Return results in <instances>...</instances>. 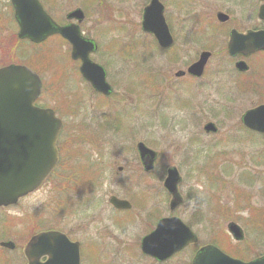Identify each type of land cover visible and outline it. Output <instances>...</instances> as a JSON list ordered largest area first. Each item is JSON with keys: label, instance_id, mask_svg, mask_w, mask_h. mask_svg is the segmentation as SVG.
Returning <instances> with one entry per match:
<instances>
[{"label": "rangeland", "instance_id": "obj_1", "mask_svg": "<svg viewBox=\"0 0 264 264\" xmlns=\"http://www.w3.org/2000/svg\"><path fill=\"white\" fill-rule=\"evenodd\" d=\"M106 1L114 3L116 0ZM125 1L128 3L81 4L83 0H55L54 4H43L59 22H64L65 14L76 7L87 12L86 32L98 41L100 48L92 58L108 67L111 76L116 79V84L113 94L102 100L92 88H86L78 73L79 62L70 58V46L57 36H52L36 46L23 43L22 47H19L23 52L19 61L34 67L43 80L39 105L56 109L57 115L62 119L63 132L59 140L62 162L37 189L21 199L20 205L0 209L3 210L0 215L37 213L40 224L77 231L76 235L81 233L85 235L86 231L93 228L87 229L85 226L100 224L97 228L105 230L103 232L106 237H111L110 234H113L114 230L109 197L115 195L127 198L128 183L132 180L131 189L135 190L138 197L150 195L151 204L156 198L155 202L161 203L162 200L169 199L163 187L165 171L168 167L174 166L181 176L179 191L187 199L181 207V217L184 222L194 221L192 230L198 236L197 244L184 248L176 258L183 256L182 264H190L194 250L207 243H215L231 256L239 257L236 252H241L239 255L242 257L239 258L246 260L263 255L264 191L256 189L255 185L245 184L246 210L234 214L230 212L227 215L222 214L218 206H214L218 203L208 197V191L204 193L205 189L211 186V183L207 182V165L211 166L219 161L228 163L224 160L223 154L221 160H218L220 152L224 155L230 154L231 160H240L241 144L236 142L239 136L236 124L243 104H249V98L253 96H249L247 102H243V97L237 96L238 90H228L226 96H218L216 90L210 95L211 99L207 100L204 98L207 89L202 90L203 87H198L199 93H196L197 96L193 100V110L166 103L162 98L164 90L161 87L163 83L161 77L162 75L165 77L166 71L168 76L178 69H185L194 61L195 52H188L194 51L189 47L192 41L184 42L179 39V42H176L182 50L178 58L169 57L167 53L158 51V48L154 51L149 41L150 37L147 38L148 35L145 37L146 34L140 28L141 13L146 4H139L137 0ZM197 1L199 2L194 4H184L183 7L188 10L187 13L180 14L185 18L183 26L191 27L186 21L189 16L215 17L218 11L230 13L233 22L245 21L251 15L249 7L254 2L249 0L247 3L244 1L235 4L232 0ZM8 2L9 0H0V4ZM169 12L173 17L177 15L173 5L169 6ZM2 24L5 26L4 22ZM6 28L7 26L5 31ZM81 30L83 32V22ZM10 31L11 28H7L2 36L0 32L3 39L1 48L8 55L15 42L13 37L15 31L13 30L12 35ZM182 32L186 33L183 30ZM224 39L222 36L217 37L216 42L212 43L214 50L218 47L214 45L217 43L216 45L222 46ZM178 45L173 47L177 48ZM5 58L9 61L11 59L10 56ZM15 58L16 55L12 59ZM209 67L213 70L217 67L227 71L234 70L232 63L230 65L227 56L222 53L209 59L206 70ZM129 69L131 73L127 71ZM149 69L152 70L149 72V79L143 78L145 70ZM121 71L129 75L135 72L128 82L127 74H122ZM218 77L221 81L230 80L229 74L226 73H220L216 80ZM146 83L154 84L153 88L147 91ZM167 86L169 87V84ZM165 94L167 102L169 97L174 102L176 94L172 92ZM184 99L180 98L183 104L191 106L190 102ZM182 102H179V105H183ZM100 104L104 106L101 111L97 109ZM99 112L103 113V119ZM206 121L217 123L219 132L215 135H206L202 130V125ZM230 137L235 140H230ZM196 139L199 140V161L203 162L199 163L203 171L200 176L195 173L196 163H193L197 161L192 152ZM137 142H143L157 151L153 171L146 173L139 164ZM83 145L89 165L83 160ZM213 159L215 161L211 162ZM83 161L86 164L84 169ZM91 169L94 174L88 179H92L94 183H87L78 177V173L83 170L92 172ZM262 170L264 172V166ZM232 186V182L222 185L216 195L226 203L230 202ZM197 191H201L200 195L191 198ZM141 202L138 207L149 203L143 199ZM195 205L199 206L200 211L194 216L196 211L191 210ZM255 207H263V210L259 211L260 213L255 212ZM97 215L98 223L95 218ZM230 221L236 222L243 229L242 241H235L228 233L227 224ZM144 230L130 232L128 239H133ZM96 244V241L89 244L88 253L91 261L99 264L101 247ZM169 262L171 263V260ZM172 262L175 263V259Z\"/></svg>", "mask_w": 264, "mask_h": 264}, {"label": "flooded vegetation", "instance_id": "obj_2", "mask_svg": "<svg viewBox=\"0 0 264 264\" xmlns=\"http://www.w3.org/2000/svg\"><path fill=\"white\" fill-rule=\"evenodd\" d=\"M41 4H54L55 0H38ZM152 0H137L139 4H150ZM247 3L249 0H232L235 4ZM253 2L252 6L249 7V14H251L245 21H234L230 15V13L218 11L215 14V17H202L199 15H195L186 19L187 23L191 25L188 28V25L183 26L182 22L185 20L184 17H181L180 14L187 13V10L184 4H194L199 2L197 0H158V2L162 5V13L164 23L167 27L169 35L171 37V42L169 46L160 45L155 38L153 33L145 32L142 30L141 21H140V28L146 34L145 37L149 38L151 45L155 48H158V51L167 53V55L175 56L176 58L179 57L180 52L182 54V50H180L178 43L179 39H182L184 42L192 41L191 45L189 46L194 51H188L190 53L195 52L194 61H190L191 63L186 66L185 69H178L172 75L167 76V71L165 72V77H161V84L162 89L164 90L163 99L166 103L175 104L178 108H184L186 110H193L195 97L197 96L196 93H199L198 87H203L202 90L207 89L205 93V97L207 100H210V95L213 94L216 90L218 96H226V92L231 89L238 90L237 96L239 95L243 97V102H247L249 96H253L249 98V104H243V108L241 114L238 117V123L236 124V129L239 132L238 138H236V142L240 144V160H231L230 154H225L220 152V155L217 157L218 160H221V154H223L225 161H219L217 163L207 165V177L208 183H211L209 189H205L204 193L207 191L208 197H211L215 200L218 204H214V206H218V210L224 214L231 213H240L243 210H246L245 200L247 196V190L245 189V184H252L257 187L256 189H260L264 191V172L262 170L264 166V133L254 127H250L243 119L244 115L251 109L259 105H264V49L262 48H253L248 50L247 47H243L247 44V42L238 44L239 40H236V44L234 46V52H230V40L233 33L235 35H244L248 32H257L264 30V15L263 11L261 10L264 7V0H250ZM113 2V1H111ZM127 4L125 0H116L114 3H110L106 0H83L81 4ZM131 4V3H130ZM134 4V3H132ZM145 5V6H146ZM175 6V10L177 11L176 16H172L169 12V6ZM144 6V7H145ZM143 7V8H144ZM185 9V10H184ZM190 9V8H189ZM143 10V9H142ZM219 14H223L225 17L222 19L219 17ZM87 12L83 9V38L86 40H91L95 44V49L88 53L89 59L93 62L101 65L104 70V75L107 83L111 87V92L109 95H103L102 93H97L93 89L99 98L105 99L111 96L114 92V85L116 84V79L114 76H111V71L102 64L96 62L92 56L94 53L98 51L99 44L98 41L94 38L89 36L86 32L85 27V19L87 18ZM142 17V13H141ZM191 18V19H190ZM2 22L5 23L3 26ZM60 25H64L67 23L72 22V20H67L65 17L64 22H59ZM0 32L2 35L7 31V28L10 29V35H12L13 30L15 42L10 49L9 54L4 52L1 48V43L3 41L2 37L0 38V68L15 64V65H23L19 60L22 59L23 52L22 47L23 43H28L31 45H39L41 43H34L26 38H21L18 35V25L14 17V10L12 4L8 2L7 4H0ZM6 31H5V27ZM187 27V28H186ZM81 28V24H80ZM16 29V30H15ZM186 31V33H183ZM235 31V32H234ZM222 36L224 39V43L222 42L221 45H214L218 46L217 50H214L213 42H216L217 37ZM200 40V42H199ZM25 41V42H24ZM181 43V42H180ZM252 44V43H250ZM174 45H178L177 48H174ZM188 46V45H187ZM188 47V50L190 49ZM240 48V49H239ZM200 49V50H199ZM2 50V51H1ZM199 50V51H198ZM203 52H208V58L206 63L203 66L202 73L200 75L193 74L188 71V68L191 64L195 63L200 55ZM225 54L227 56V60L232 63L234 70L227 71L222 70L221 68L217 67L214 70L207 67V63L211 57H214L216 54ZM16 55L15 59H12ZM10 56V61L7 60L5 57ZM120 56V55H119ZM154 56V53H153ZM151 56V57H153ZM174 60L173 58H171ZM130 60V59H129ZM168 60V59H167ZM170 60V59H169ZM170 60V61H172ZM176 60V59H175ZM242 63L243 68L238 69L237 65ZM133 66H131L132 68ZM107 68V69H106ZM38 74L39 72L32 67ZM133 69V68H132ZM134 70V69H133ZM131 73L130 69L127 70ZM152 71L149 69L148 71L145 70V76L143 78L149 79V72ZM77 72V71H76ZM135 72V71H134ZM134 72L129 75L124 71H121L122 74H127V81H130V76L133 77ZM148 72V73H147ZM79 73V71H78ZM220 73L229 74V79L227 81H221L220 77L217 76ZM148 74V75H147ZM80 75V74H79ZM40 76V74H39ZM82 81L85 83L86 88H92L90 82H88L84 77L80 75ZM41 78V76H40ZM111 78L113 80H111ZM155 80V79H154ZM42 87H43V80ZM187 82V83H184ZM137 84V83H136ZM169 84V87L167 86ZM186 85V86H183ZM189 85H193L190 87ZM153 85H149L146 83V90L149 91L150 88H153ZM166 92L170 94V92L176 94L174 102L169 97V101L166 100ZM41 95L34 101V104L37 106L39 105V99ZM180 98H185L184 101L190 102L191 106L188 104H183ZM213 100V99H212ZM179 102H182L183 105H179ZM215 102V101H214ZM189 106V107H188ZM54 109V108H53ZM100 111L104 109L102 104L97 107ZM56 112V109H54ZM57 113V112H56ZM101 118L103 116L102 112ZM108 115V114H106ZM194 117V113H192ZM247 116V114L245 115ZM103 119V118H102ZM107 121V119H106ZM206 122H211L216 128V131H205L204 124ZM202 125V130L206 135H215L219 132L220 128L217 123L214 121H206ZM257 123V122H256ZM108 125V123H106ZM114 124V122H113ZM124 126V125H123ZM63 132V129L60 131V135ZM60 135L57 140V147L60 154L59 148V140ZM84 137V133H83ZM84 139V138H83ZM234 139L230 137V140ZM235 140V139H234ZM233 140V141H234ZM229 142V138L228 141ZM199 140L196 139L194 142L193 147V156L197 161L195 165V173L200 176V173L203 172L199 166V163H203L199 161L200 158V148H199ZM157 152V151H156ZM210 152L207 151V154ZM158 155V154H157ZM59 156V160H60ZM157 158V157H156ZM83 160H86L87 165L89 162L87 161V156L84 153V145H83ZM229 160V161H228ZM215 161L214 159L211 161ZM156 162V161H155ZM154 167L149 170L145 171L143 169V164L139 158V164L141 165L144 172L148 173L153 171ZM208 163V162H207ZM86 167L85 162L83 161V169ZM96 168V167H95ZM120 169V168H119ZM177 169V168H176ZM92 172H86L83 170V181L87 183H94L92 179L89 180V177H93V169ZM178 171V170H177ZM179 177L180 181L177 185V190L180 195V202L173 208H170V201L171 196L166 191L169 199L162 200L161 203H156L155 201L153 204L150 203L151 198L150 195H144V198L138 197L135 190L131 189L132 180L129 182V192L127 191V198L118 197L121 200H126L130 207L129 208H117L112 206V229L114 233L112 234L110 230L111 237H106L104 235L105 230H99L97 227L100 224H95L94 226H85L87 229L92 228L94 231H86L85 235L81 233L80 235H76L77 231H70L64 230L62 227L57 226H44L40 224V218L37 213H22L18 214L17 216H11L10 214H2L0 215V264H95L91 261V258L88 253L89 244L93 242H97V244L101 247V253L99 255L100 263L99 264H182L183 256H178L184 248L190 247L193 244H197L198 236L192 230L194 228L193 222L187 221L184 222L181 215V207L187 201L181 192L179 191V184L181 183V176L180 172ZM166 174V171H165ZM165 178V177H164ZM129 180V179H128ZM164 180V179H163ZM130 181V180H129ZM232 182L233 186L231 187V196L230 202L226 203L225 200H222L219 196H217L218 189L222 185H226V183ZM124 183L127 184V181ZM246 186V185H245ZM165 189V188H164ZM130 190L132 192H130ZM201 191H197L191 198H196L197 194L200 195ZM258 191L256 190V193ZM30 193L24 195L23 197L19 198L15 204L8 205V206H0V209H6L11 206L20 205L21 199L28 196ZM115 196V195H114ZM142 199L144 201H149L148 204H141L143 207H138L137 205L142 203ZM137 201V202H136ZM263 210V207H255ZM3 210H0L2 212ZM196 211L193 215L199 213L200 208L198 205H195V208L191 210V212ZM260 211V212H261ZM259 212V213H260ZM201 214V213H200ZM165 217H178L181 219L191 230L195 233L197 240L194 243L188 244L187 246L178 249L177 251L171 253L167 257H155L150 253L144 252L142 250V239L150 234L156 227L158 221L161 218ZM96 222L98 223L99 216L97 215ZM128 224V225H127ZM127 225V226H126ZM108 227V226H107ZM107 227H105L107 229ZM145 230H144V229ZM144 230L143 233H138L133 237V239L129 240V233L134 231ZM45 233H54L52 235H45L39 237L41 234ZM95 235H94V234ZM35 237H38L34 240ZM108 238V239H107ZM125 238V239H124ZM96 244V245H97ZM210 244V243H207ZM206 245V244H204ZM203 246V245H202ZM201 248L199 246L196 248L192 254L193 255ZM75 251L78 254V258L74 257ZM137 251V253H136ZM105 254V255H104ZM191 257V259H192ZM175 259V263L172 260ZM191 264V260H190Z\"/></svg>", "mask_w": 264, "mask_h": 264}, {"label": "water", "instance_id": "obj_3", "mask_svg": "<svg viewBox=\"0 0 264 264\" xmlns=\"http://www.w3.org/2000/svg\"><path fill=\"white\" fill-rule=\"evenodd\" d=\"M10 1L20 26V37L39 42L49 35L59 33L71 44V58L80 59L79 71L82 76L96 91L104 95L111 92L110 85L105 81L103 68L88 57V53L95 49V44L84 39L80 33L79 23L83 20L81 8H75L66 15L68 19H76L77 23L58 25L38 0ZM162 9L158 0H152L143 10L142 29L153 33L160 45L169 46L171 37L164 23ZM261 10L264 15V7ZM219 17L223 19L225 16L219 14ZM235 33L232 34L229 44L231 53L234 52L233 44H236V40H239L238 44L247 42L243 47L248 50L254 47L264 49V30L244 35ZM208 54L203 52L189 66L188 71L200 75ZM237 67L242 69V63ZM40 87L39 76L27 66L8 65L0 68V205L15 203L20 196L38 187L58 161L56 141L61 121L52 109L33 104L40 93ZM246 114L244 121L250 127L264 132V105L251 109ZM204 129L207 132L216 131L211 122L206 123ZM137 151L145 171L152 169L156 158L155 151L142 142L137 144ZM179 181L177 169L168 168L163 186L172 195L171 209L180 202L177 190ZM109 201L117 208L130 207L126 200L115 196H111ZM228 229L236 240L243 238L242 229L237 224L230 223ZM52 234L54 233H45L39 237ZM195 240L196 236L179 218H162L156 228L142 239V250L162 258ZM77 256L75 251L74 257ZM191 264H264V255L243 261L227 255L213 245H207L194 255Z\"/></svg>", "mask_w": 264, "mask_h": 264}, {"label": "trees", "instance_id": "obj_4", "mask_svg": "<svg viewBox=\"0 0 264 264\" xmlns=\"http://www.w3.org/2000/svg\"><path fill=\"white\" fill-rule=\"evenodd\" d=\"M78 177L83 179V172L78 173ZM82 183V182H81ZM255 212H259V209H255ZM214 242V241H213ZM237 256L242 257V255H239L241 252H236Z\"/></svg>", "mask_w": 264, "mask_h": 264}]
</instances>
